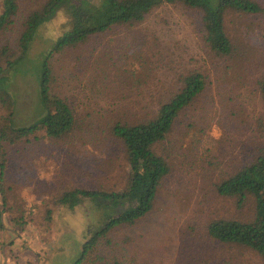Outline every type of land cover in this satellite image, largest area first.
<instances>
[{"label":"rangeland","instance_id":"rangeland-1","mask_svg":"<svg viewBox=\"0 0 264 264\" xmlns=\"http://www.w3.org/2000/svg\"><path fill=\"white\" fill-rule=\"evenodd\" d=\"M17 1L20 23L46 0ZM253 1L260 13L224 17L235 51L228 60L206 47L200 12L181 5L163 6L140 24L114 28L51 56L50 94L70 106L74 124L59 138L38 132L6 146V157L0 156L7 161L0 182V264L75 263L88 233L109 211L89 201L70 208L59 199L79 189L123 190L128 167L111 127L155 111L176 90L178 75L192 69L207 77V86L154 148L171 172L152 212L113 230L84 264H264L254 251L219 243L207 233L214 220L254 217L251 197L237 208L214 188L264 152V103L257 88L264 75V0ZM67 20L65 8L59 9L10 71L14 124L39 118L41 66ZM18 29L0 33V76L6 57H20Z\"/></svg>","mask_w":264,"mask_h":264},{"label":"trees","instance_id":"trees-1","mask_svg":"<svg viewBox=\"0 0 264 264\" xmlns=\"http://www.w3.org/2000/svg\"><path fill=\"white\" fill-rule=\"evenodd\" d=\"M167 5H181L200 12L206 47L215 58L225 60L235 54L225 30L226 13L253 15L261 12L260 5L253 0H46L19 23L18 1L1 0L0 33L19 26L15 50L20 57L14 62L6 57L5 72L0 76V156L6 157V146L38 132L49 138H59L72 128V109L63 99L50 94L51 69L48 61L55 52L75 47L114 28L140 24L153 11ZM62 8H65L66 24L70 28L66 27L55 39L54 47L44 58L36 80L42 112L31 123L14 124L17 122V113L14 112L17 100L12 91L14 79L10 71L19 64L34 42L37 29ZM176 81V90L160 102L155 111L131 122H117L110 129L111 136L121 144L128 167L124 189L109 193L79 189L59 199V203L70 208L89 201L96 207L105 206L109 211V216H104L101 223H96L97 228L88 233L74 264L88 261L101 241L109 242L107 236L113 230L124 225L131 226L152 212L157 191L171 172L167 159L158 155L154 148L166 139L180 114L202 95L207 86V77L195 69L178 75ZM257 88L264 103V75L257 82ZM2 158L0 182L7 166V161ZM214 188L219 196L233 199L237 208H242L251 197L254 217L249 222L214 220L207 227L208 236L222 244L250 249L264 263V152L223 178ZM114 210H119L118 214L113 215Z\"/></svg>","mask_w":264,"mask_h":264}]
</instances>
